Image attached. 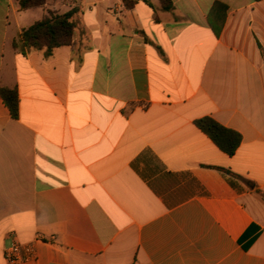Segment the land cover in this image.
Instances as JSON below:
<instances>
[{"label": "crops", "instance_id": "0c3cea01", "mask_svg": "<svg viewBox=\"0 0 264 264\" xmlns=\"http://www.w3.org/2000/svg\"><path fill=\"white\" fill-rule=\"evenodd\" d=\"M130 1L0 0V264L14 242L18 264H264V0ZM75 5L71 46H13Z\"/></svg>", "mask_w": 264, "mask_h": 264}, {"label": "trees", "instance_id": "16d2710c", "mask_svg": "<svg viewBox=\"0 0 264 264\" xmlns=\"http://www.w3.org/2000/svg\"><path fill=\"white\" fill-rule=\"evenodd\" d=\"M135 0L126 3L128 7L132 6ZM21 10H28L36 7H43L46 0H17ZM161 8L169 11L172 8L171 0H160ZM216 5H221L216 3ZM223 8L224 5H221ZM81 6L75 5L64 13L48 11L46 16L34 22L29 27L22 30L19 37L14 40L13 46L21 48L22 52L41 51L46 59L52 57L54 50L62 46H71L75 31L80 26ZM210 27L215 34L219 36L222 25H214L210 20ZM264 60V54H263ZM0 97L4 105L9 110L13 119L18 118L19 98L16 88H6L0 86ZM195 126L206 134L212 142L225 154L232 156L240 146L242 137L240 133L230 128L224 127L211 117H202L194 121ZM232 177L244 180L240 175L229 170L222 169ZM264 199V194H261ZM249 231L241 238L245 249H248L255 237L248 238ZM247 242L243 244V241Z\"/></svg>", "mask_w": 264, "mask_h": 264}, {"label": "built area", "instance_id": "2783aa9c", "mask_svg": "<svg viewBox=\"0 0 264 264\" xmlns=\"http://www.w3.org/2000/svg\"><path fill=\"white\" fill-rule=\"evenodd\" d=\"M35 249L33 244L14 242L4 251V258L8 264H18L33 257Z\"/></svg>", "mask_w": 264, "mask_h": 264}]
</instances>
